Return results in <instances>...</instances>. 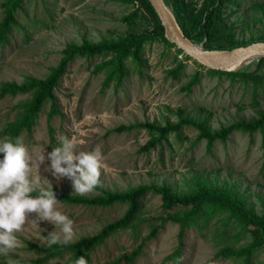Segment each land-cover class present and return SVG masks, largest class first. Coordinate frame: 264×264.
<instances>
[{"label": "rangeland", "instance_id": "rangeland-1", "mask_svg": "<svg viewBox=\"0 0 264 264\" xmlns=\"http://www.w3.org/2000/svg\"><path fill=\"white\" fill-rule=\"evenodd\" d=\"M1 1V0H0ZM206 0H185L189 14L200 10ZM1 17V6H0ZM19 26L13 28L8 40L0 45V82L21 81L24 76H44L56 64L60 49L66 42L86 38H114L128 31L149 28L148 9L138 0H23L17 11ZM264 36V0L224 1L211 34V43H226L227 38L248 41ZM141 55L140 69L131 57L127 58V73L118 85L112 81L103 85V70L92 71L101 56L75 57L66 66L54 87L58 113L47 115L45 103L30 131H21L19 137L35 157L44 150L50 153L60 145L61 137H69L78 151H92L99 147L106 167L102 169V187L125 189L139 183L158 185L166 183L174 192L191 190L196 184H231L241 193L256 212L264 207V127L252 133L233 130L224 141L215 139L209 148L205 138H196L197 130L183 125L180 139L168 136L169 142L155 145L148 151L138 149L146 138L143 128L114 131L118 124L143 119L163 122L175 121L180 116L203 119L210 128H216L236 119H248L264 111V79L258 83L244 82L236 77L199 70L197 79L189 83L196 66L183 59L176 75L170 70L178 64L180 54L173 57V48L155 38L146 41ZM264 72L260 64L257 74ZM28 93L0 97V126L11 119L19 109V102ZM48 125L52 127L49 142ZM5 136L0 134V140ZM3 154H0V159ZM50 161L36 167L33 176L40 175L42 186L47 179L52 187L74 192L67 178L57 180L47 171ZM99 187L91 194L97 193ZM124 203L110 205H83L60 201L58 208L74 221L73 240L92 234L104 223L118 217ZM163 213L157 193L148 191L141 198L138 217L139 236L129 230H117L89 252V261L99 263L119 252H127L148 231L155 217ZM34 218L33 216L29 217ZM183 228L178 245V224L167 220L153 236L144 239L139 254L127 264H174L171 253L179 246L183 264H241L231 256H221L216 250L221 245L239 246L251 239L249 231L239 232V226L224 211ZM60 230L47 221L28 225L18 233L23 246L0 256V264H33L36 253L27 242L42 244L45 233ZM44 237V238H43ZM63 257L49 258L42 264H63ZM118 264H123L120 262ZM249 264H264V246H256Z\"/></svg>", "mask_w": 264, "mask_h": 264}, {"label": "trees", "instance_id": "trees-1", "mask_svg": "<svg viewBox=\"0 0 264 264\" xmlns=\"http://www.w3.org/2000/svg\"><path fill=\"white\" fill-rule=\"evenodd\" d=\"M139 3L148 9L151 20H147L150 27L139 31H128L114 38H100L97 40L81 39L79 42H66L60 49V55L55 65L50 66L49 71L42 77L26 75L19 82L14 80H4L0 82V97L4 95H14L17 93H28L25 100H21L19 109L11 119L2 122L0 134L5 138L15 140L21 131H30L37 121V116L45 103H48L47 115L50 117L58 113L55 102L54 87L58 84L61 75L64 73L67 64L75 57H92L100 55L92 71L103 70V85L112 81L116 86L120 84L127 73V58L131 57L138 69L142 65L141 51L146 41L155 38L161 39L167 47L173 48V57L180 54L178 64L172 68L171 73L176 75L183 59H190L196 66L191 74L189 83L197 79L199 70L206 68L208 72L225 74L228 77H236L244 82L250 81L258 83L264 79V72L257 74L260 64H264V55L253 57L246 63L233 70L211 69L198 63L195 59L185 54L173 42L168 41L164 34L161 23L153 11L148 0H138ZM170 8L178 21L183 33L193 42H201L204 48H224L233 47L239 44H246L253 40H263L264 36H259L248 41H240L227 38L226 43H211V34L218 20V12L224 1L229 0H206L202 3L200 10L194 14H189L191 8L187 10L185 0H163ZM23 0H1L0 17V45L7 42L8 36L13 28L20 25L17 18V11L22 8ZM183 125H190L197 130L196 138H205L207 148L215 139L224 141L233 130L252 133L256 129L262 130L264 127V111L258 116H251L248 119H236L227 124H222L210 129L203 119H196L189 116H180L175 121L143 119L127 124H118L111 129L114 131L129 130L131 128H143L147 133L146 140L138 146L139 150L148 151L155 145L162 142H169L168 136L173 135L179 140ZM52 127L48 125L49 142L52 143ZM264 140V136H263ZM264 142V141H263ZM59 201L83 205H110L115 202L124 203L122 213L104 223L97 231L88 235H81L72 240L67 245H53L48 247L46 243L36 244L27 242V246L36 255L30 260L33 264L45 263L52 257H63L66 255L63 264H74L75 259L84 256L89 264H123L131 263L139 254L140 248L145 238L153 236L157 229L167 220L178 224V245L181 242L183 228L194 225L201 228L200 220L224 211L226 219H233L239 226V232L249 231L251 239L239 246L221 245L216 253L221 256H231L241 260V264H249L253 249L261 244L264 237V207L260 212L246 202L244 196L239 193L231 184H209L207 182L198 183L191 190L176 193L166 183L158 185L139 183L125 189L100 188L97 193L78 195L58 187H52ZM159 195L160 207L163 213L158 214L157 222L150 223L148 231L140 236L139 241L127 252H119L111 259H104L99 263L89 261V252L97 244L101 243L111 233L127 229L132 237L136 238L140 234L141 218L138 214L141 211V198L148 192ZM37 193H33L36 195ZM49 233H45L48 237ZM176 260L179 257V246L171 253Z\"/></svg>", "mask_w": 264, "mask_h": 264}, {"label": "clouds", "instance_id": "clouds-1", "mask_svg": "<svg viewBox=\"0 0 264 264\" xmlns=\"http://www.w3.org/2000/svg\"><path fill=\"white\" fill-rule=\"evenodd\" d=\"M0 154H3L0 159V256H9L22 247L17 234L28 225H35L38 229L39 221H47L60 230L43 237L48 247L72 242L74 221L59 210L60 201L50 182L43 179L47 183V187H43L41 176H33V161L39 169L47 159L50 161L47 171H51L57 180L69 179L75 194L86 195L102 187L100 177L106 164L101 149L78 151L71 138L61 137L60 145L54 147L47 157L44 150L33 157L23 139L16 137L15 140H0ZM30 216L34 218L30 219ZM183 260L184 257H178L174 264H183ZM74 264L89 262L80 256Z\"/></svg>", "mask_w": 264, "mask_h": 264}, {"label": "water", "instance_id": "water-1", "mask_svg": "<svg viewBox=\"0 0 264 264\" xmlns=\"http://www.w3.org/2000/svg\"><path fill=\"white\" fill-rule=\"evenodd\" d=\"M163 28L165 38L185 54L211 69L233 70L253 57L264 55V39L233 47L204 48L183 33L178 21L163 0H148Z\"/></svg>", "mask_w": 264, "mask_h": 264}, {"label": "built area", "instance_id": "built-area-1", "mask_svg": "<svg viewBox=\"0 0 264 264\" xmlns=\"http://www.w3.org/2000/svg\"><path fill=\"white\" fill-rule=\"evenodd\" d=\"M260 245L264 246V237H263V239L261 240V244H260Z\"/></svg>", "mask_w": 264, "mask_h": 264}]
</instances>
